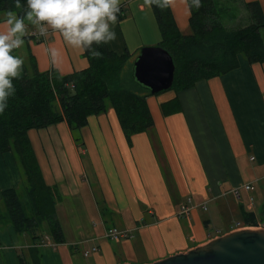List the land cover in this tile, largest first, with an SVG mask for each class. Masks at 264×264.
Instances as JSON below:
<instances>
[{
	"label": "crops",
	"instance_id": "obj_1",
	"mask_svg": "<svg viewBox=\"0 0 264 264\" xmlns=\"http://www.w3.org/2000/svg\"><path fill=\"white\" fill-rule=\"evenodd\" d=\"M243 1L257 2L264 16V0ZM169 6L179 31L188 35L186 0H170ZM119 7L124 18L110 26L116 33L106 45L110 51L136 55L160 42L144 0H119ZM5 15L0 13V21ZM34 33L38 28L28 25L25 44L17 49L25 64L32 57L39 72L61 76L87 68L83 53L51 29L41 42L26 39ZM53 47L59 51L55 63ZM160 94L146 99L153 126L129 139L111 108L89 117L76 133L66 122L28 131L44 182L58 196L56 218L62 216L58 207L71 209L69 233L75 240L65 242L59 224L62 244L47 237L34 246L27 236L18 244L7 226L0 231V264H20L16 247L24 248V264H150L249 228L240 225L241 209L260 218L264 204L258 213L250 196L248 202L239 198L242 191L250 195L244 190L248 182L264 179V63L249 64L240 56L238 68L227 74ZM175 99L180 111L165 115L162 105ZM17 166L10 153H0L1 203V193L17 190L21 181ZM185 207L190 210L182 215ZM111 228L129 238L105 239Z\"/></svg>",
	"mask_w": 264,
	"mask_h": 264
},
{
	"label": "trees",
	"instance_id": "obj_2",
	"mask_svg": "<svg viewBox=\"0 0 264 264\" xmlns=\"http://www.w3.org/2000/svg\"><path fill=\"white\" fill-rule=\"evenodd\" d=\"M199 3V9L193 0L187 3L188 35L179 31L170 6L150 7L161 36L155 47L164 49L175 67L170 91H184L199 81L227 74L238 68L240 56L249 64L264 63V39L260 34L264 29V16L257 2L199 0ZM227 4L244 13L243 23L238 28H227L223 24V17L229 11ZM8 11L22 14L15 8L14 0H0V13ZM123 18L119 11L117 21ZM26 39L44 41L32 36ZM98 50L103 54L101 59H93L85 52L87 68L66 76L55 70L39 72L35 61L29 57L22 66L20 79L13 81L15 95L9 98L8 108L0 115V153L14 155L26 181L25 200L19 198L16 189L1 193L5 211L0 215V222H9L17 235L27 236L34 246L43 241L40 231L44 223L54 243L62 244L64 238L55 213L57 193L44 182L28 131L66 122L76 133L87 125L89 117L103 114L108 108L116 114L126 139L153 126L146 99L154 95L132 77L133 63L139 52L117 54L106 45ZM12 54L18 56L17 49ZM162 111L165 115L179 112L178 100L163 104ZM261 223H264V207L260 218L241 209L242 227H257ZM18 258L20 264H24L22 256Z\"/></svg>",
	"mask_w": 264,
	"mask_h": 264
},
{
	"label": "clouds",
	"instance_id": "obj_3",
	"mask_svg": "<svg viewBox=\"0 0 264 264\" xmlns=\"http://www.w3.org/2000/svg\"><path fill=\"white\" fill-rule=\"evenodd\" d=\"M189 0H187V3ZM196 9L201 4L193 0ZM170 0H144V5L166 8ZM22 14L8 11L0 21V115L8 108L16 87L13 81L20 79L24 60L13 51L25 44L28 25L38 28L40 35L51 29L63 42L80 53L87 52L93 59H101L98 49L116 39L110 27L116 24L120 11L119 0H14ZM190 14V12H189ZM53 63L59 57L56 48L50 49Z\"/></svg>",
	"mask_w": 264,
	"mask_h": 264
},
{
	"label": "water",
	"instance_id": "obj_4",
	"mask_svg": "<svg viewBox=\"0 0 264 264\" xmlns=\"http://www.w3.org/2000/svg\"><path fill=\"white\" fill-rule=\"evenodd\" d=\"M174 64L161 47L140 49L132 77L152 95L168 91L173 83ZM150 264H264V228L241 229L206 244Z\"/></svg>",
	"mask_w": 264,
	"mask_h": 264
},
{
	"label": "rangeland",
	"instance_id": "obj_5",
	"mask_svg": "<svg viewBox=\"0 0 264 264\" xmlns=\"http://www.w3.org/2000/svg\"><path fill=\"white\" fill-rule=\"evenodd\" d=\"M231 5V4H230ZM227 4V7L229 9L227 15L225 17H223V24L225 26H227V28H238V26L243 23V17H244V13L241 12L239 9H237L236 6ZM260 34L262 36V38L264 39V29L260 30ZM169 91H165L162 92L163 94L160 95H164V93L166 94ZM10 153V152H8ZM13 158L15 159L14 155L12 153H10ZM16 160V159H15ZM17 165V164H16ZM18 168V172L21 175V181L19 182V185L17 187V192H18V196L21 200H25V187H26V181H25V176L20 168V166H17ZM248 185H251L252 189H251V193H249L250 195H247V197L245 196L244 192H241V196L239 198L240 201L248 202V199L251 197L252 201H253V206L254 209L257 210L258 213H260L262 205L264 204V179H259V180H254L252 182H248ZM250 196V197H249ZM1 203V202H0ZM2 205V203L0 204ZM3 206V205H2ZM70 208L65 206V209H62L60 211V208H57V213H61V215L57 214V219L59 221V224L61 226V228L63 229V235L65 237V242L69 243V242H73L75 239H72V235H70L69 230H70V224H69V217H70ZM210 212H203V216L207 217V215ZM3 226H0V231L4 230V228H6L7 226H11V224L9 222H2ZM6 224V225H4ZM261 225H264V223H261ZM249 229H254V228H249ZM40 234L43 238L47 239V237L49 238V231H48V227L47 224L44 223L42 225ZM16 237L18 239V244H23L24 243V235H17ZM28 239V238H27ZM30 241V239H28ZM19 246V245H17ZM15 253L17 255H24V248H17L15 250Z\"/></svg>",
	"mask_w": 264,
	"mask_h": 264
},
{
	"label": "built area",
	"instance_id": "obj_6",
	"mask_svg": "<svg viewBox=\"0 0 264 264\" xmlns=\"http://www.w3.org/2000/svg\"><path fill=\"white\" fill-rule=\"evenodd\" d=\"M46 35H40L39 33H34V34H31L30 36L34 37V38H42L44 41L46 40ZM244 190L246 191H249L251 190V186L250 185H245L244 186ZM234 193V196L238 197L239 196V192L238 190H235L233 191ZM204 210H206V206L204 205L203 207ZM189 208L185 207L182 211H181V214L182 215H187L188 212H189ZM263 225L259 224L257 227H249V228H254V229H263V228H260L262 227ZM104 238L105 239H108L109 241H113V242H119L121 240H124V239H128L129 238V234L128 232H124V231H119L117 229H114V228H111V229H107L105 232H104ZM97 249L96 248H91V250L89 252H96ZM88 251H86L84 253V255H88L89 253Z\"/></svg>",
	"mask_w": 264,
	"mask_h": 264
},
{
	"label": "bare ground",
	"instance_id": "obj_7",
	"mask_svg": "<svg viewBox=\"0 0 264 264\" xmlns=\"http://www.w3.org/2000/svg\"><path fill=\"white\" fill-rule=\"evenodd\" d=\"M246 229H248V228H246Z\"/></svg>",
	"mask_w": 264,
	"mask_h": 264
}]
</instances>
